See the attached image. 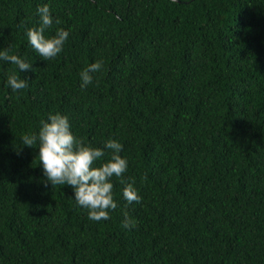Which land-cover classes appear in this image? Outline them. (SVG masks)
<instances>
[{
  "label": "trees",
  "instance_id": "16d2710c",
  "mask_svg": "<svg viewBox=\"0 0 264 264\" xmlns=\"http://www.w3.org/2000/svg\"><path fill=\"white\" fill-rule=\"evenodd\" d=\"M44 5V35L69 32L49 61L26 36ZM5 49L33 70L0 60V264H264V0H0ZM13 71L28 82L15 93ZM50 113L104 149L94 167L121 143L109 219L46 181L38 139L23 144Z\"/></svg>",
  "mask_w": 264,
  "mask_h": 264
},
{
  "label": "clouds",
  "instance_id": "9594fccd",
  "mask_svg": "<svg viewBox=\"0 0 264 264\" xmlns=\"http://www.w3.org/2000/svg\"><path fill=\"white\" fill-rule=\"evenodd\" d=\"M175 2V0H173ZM40 16L39 27L29 28L26 32L28 43L36 53L45 61L56 58L63 50V45L69 32L60 28L55 35L46 37V30L52 28L54 19L48 5L37 9ZM59 24V20L55 21ZM0 60H4L19 71L33 70L32 64L11 54L8 49L0 50ZM103 61H96L80 73L81 88L93 82L92 73L101 71ZM6 85L12 92L28 87L26 79H21L13 71L7 75ZM67 116L56 113L49 114L46 121H42L38 137L24 135L22 142L27 146H34L39 140L38 157L43 167V175L51 185H68L74 190L77 204L88 210V218L92 221L109 219V210H115L117 203L113 198V176L120 178L126 173L128 161L119 153L122 151L121 143L115 139L105 141L104 148L111 150L110 158L98 167L93 165L105 156L104 149L86 145L82 139L73 135ZM121 183H125L121 180ZM123 197L128 204L139 203L141 197L133 186L126 183L123 188ZM124 227H134L136 221L125 213Z\"/></svg>",
  "mask_w": 264,
  "mask_h": 264
}]
</instances>
